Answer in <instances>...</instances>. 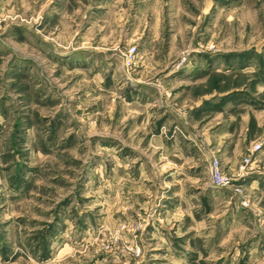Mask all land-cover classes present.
<instances>
[{
  "label": "rangeland",
  "instance_id": "374dc122",
  "mask_svg": "<svg viewBox=\"0 0 264 264\" xmlns=\"http://www.w3.org/2000/svg\"><path fill=\"white\" fill-rule=\"evenodd\" d=\"M0 20V264H264V0Z\"/></svg>",
  "mask_w": 264,
  "mask_h": 264
},
{
  "label": "built area",
  "instance_id": "2783aa9c",
  "mask_svg": "<svg viewBox=\"0 0 264 264\" xmlns=\"http://www.w3.org/2000/svg\"><path fill=\"white\" fill-rule=\"evenodd\" d=\"M1 20H0V27H1ZM211 177L213 179V182L215 185L219 187H226L227 180L222 176L221 169H220V163L217 158H212V164H211Z\"/></svg>",
  "mask_w": 264,
  "mask_h": 264
}]
</instances>
